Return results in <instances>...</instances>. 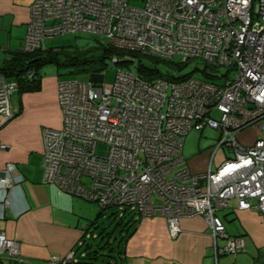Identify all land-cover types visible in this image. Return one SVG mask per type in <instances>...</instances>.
Wrapping results in <instances>:
<instances>
[{"label": "built area", "instance_id": "1", "mask_svg": "<svg viewBox=\"0 0 264 264\" xmlns=\"http://www.w3.org/2000/svg\"><path fill=\"white\" fill-rule=\"evenodd\" d=\"M78 34L208 68L180 82H150L123 69L112 84L60 80L63 125L43 130L44 183L101 211L124 207L142 218L160 216L172 239L182 219L201 217L215 240V264L245 252L247 240L229 238L217 212L236 200L239 210L264 215V0H34L22 49L45 50L48 40ZM16 92V82L0 75V127L16 115ZM206 128L220 140L208 168L193 172L185 140ZM250 128L259 133L246 146L238 135ZM221 149L231 157L213 170ZM13 171L0 175V187H13ZM219 238L226 239L223 247ZM20 255V243L0 233V257ZM73 257L53 255L48 264H71Z\"/></svg>", "mask_w": 264, "mask_h": 264}, {"label": "crops", "instance_id": "2", "mask_svg": "<svg viewBox=\"0 0 264 264\" xmlns=\"http://www.w3.org/2000/svg\"><path fill=\"white\" fill-rule=\"evenodd\" d=\"M33 2L0 0V64L8 57L4 48L11 51L21 48ZM62 79L44 77L40 92L15 94L11 105L14 113L20 114L0 127V145L6 146L0 147V175L8 167L15 169L13 187H0V233L21 245L18 260L0 257V264H48L53 255L74 254L101 217L102 211L95 203L44 183L42 134L45 128L60 129L63 125L57 101V84ZM15 96L16 105H13ZM258 133V128H250L242 131L238 140L251 146ZM213 151L212 148L207 151L206 158L184 159L193 172H201L210 165ZM218 153L212 162L213 170L230 158L224 150L226 159L214 168ZM217 215L229 238L247 240L245 252L236 257L222 256L220 264H264V215L239 210L236 200H231L229 207L219 210ZM138 218V230L124 247L123 264H215V240L203 218L182 219V232L177 239L169 236L162 217ZM225 242L223 238L217 240L220 247Z\"/></svg>", "mask_w": 264, "mask_h": 264}, {"label": "trees", "instance_id": "3", "mask_svg": "<svg viewBox=\"0 0 264 264\" xmlns=\"http://www.w3.org/2000/svg\"><path fill=\"white\" fill-rule=\"evenodd\" d=\"M23 44V43H22ZM101 57L99 60H89L83 58L86 52H79L77 56L67 54L63 48L49 49L46 46L45 50L35 52H25L21 48L17 51H11L4 48L8 53V57L0 64V75L8 82H16V95H23L24 93L40 92L42 90L43 76L41 68L48 64H55L57 66L76 67L77 71L91 72L93 74H101L106 69V58L113 60L117 56L115 64L122 65L128 69L134 67L135 73L146 81L167 80L173 82H180L188 79L193 74L177 76L173 74L174 71H181L184 63H175L173 60L152 57L136 52H129L113 48L109 45L100 44ZM65 59H61V55ZM162 65H166V69H162ZM208 68L204 66L203 74H206ZM172 69V71H171ZM30 74H32L30 76ZM206 77V75H204ZM208 78V77H206ZM19 112V111H18ZM20 113H16L14 119ZM13 120V119H12ZM112 210V209H110ZM108 210H102L101 217L107 213ZM130 209H125L123 217L118 221L116 227L111 232L104 229L101 233L95 236L98 230V221L95 222L89 229L88 233L91 235L92 243H86L84 239L83 244L76 249V251L84 250V256H81L80 261H77V254L74 253L71 264H100L103 260L105 264H123L124 247L129 239L136 233L140 223V215L138 212L129 213ZM119 231V236L116 237V232ZM14 260V259H12ZM102 263V264H103Z\"/></svg>", "mask_w": 264, "mask_h": 264}, {"label": "rangeland", "instance_id": "4", "mask_svg": "<svg viewBox=\"0 0 264 264\" xmlns=\"http://www.w3.org/2000/svg\"><path fill=\"white\" fill-rule=\"evenodd\" d=\"M100 44L108 45L107 41H102L97 37L89 36V35H67L55 39L48 40L46 42V46L49 49H60L63 48L68 52L67 54L72 56H77L79 52H86L85 55H83V58H88L89 60H99L101 57V50H100ZM4 57V56H3ZM61 59L64 60L65 57L62 54ZM175 63H184L183 60L179 57H175L172 59ZM106 69L99 75H104L105 80L104 82L106 84H112L115 81L117 71L120 69L128 70L133 73H135L134 67L131 69H128L122 65H117L113 62L112 59L106 58ZM205 66V63L200 60H191L187 62L181 71H171L173 74L177 76L187 75V74H193L194 77H201L202 76V70ZM162 69H166V65H162ZM218 72L220 74L224 73V69H218ZM41 74L43 77H60L65 80H79L84 82L91 81V76L93 73L91 72H83V71H77L76 67H68V66H57L55 64H48L41 68ZM218 83H223L224 80L219 79L217 80ZM16 96L13 98V105H16ZM216 118L219 117L218 114H214ZM252 133H255V130L252 131ZM220 140V133L216 130L206 128L204 133L198 132V131H192L186 138L185 144H184V157L188 161H194L201 156H206L204 154L207 153L211 148L212 150L216 148L217 144ZM98 153L102 156L106 154V147L103 145H100L98 148ZM228 157H231L229 154ZM226 159V156L224 154V149H221L216 157V164L214 168L218 164H220L223 160ZM98 206V205H97ZM98 211L100 210L97 207ZM125 208L124 207H118L114 208L113 210H108L107 213L99 217L97 226L99 227L98 230L94 231L95 236L98 235V233H101L104 229L107 230V232H111L114 227H116L118 221L123 217ZM135 209H132L129 211V213H134ZM99 214V213H98ZM219 215V214H218ZM116 237L119 236V231L116 232ZM86 243H92L91 235H88V237L85 239ZM84 250H78L76 251L77 254V261H80L81 256H84ZM103 263V260L100 262V264ZM105 264V263H103Z\"/></svg>", "mask_w": 264, "mask_h": 264}, {"label": "water", "instance_id": "5", "mask_svg": "<svg viewBox=\"0 0 264 264\" xmlns=\"http://www.w3.org/2000/svg\"><path fill=\"white\" fill-rule=\"evenodd\" d=\"M105 80L104 75H99V74H93L91 76V81L95 83H103Z\"/></svg>", "mask_w": 264, "mask_h": 264}]
</instances>
